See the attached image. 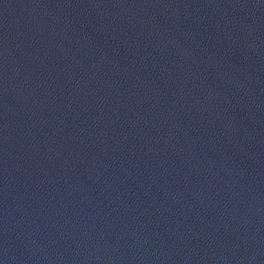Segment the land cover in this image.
<instances>
[{"label":"water","instance_id":"95a60500","mask_svg":"<svg viewBox=\"0 0 264 264\" xmlns=\"http://www.w3.org/2000/svg\"><path fill=\"white\" fill-rule=\"evenodd\" d=\"M0 264H264V0H0Z\"/></svg>","mask_w":264,"mask_h":264}]
</instances>
